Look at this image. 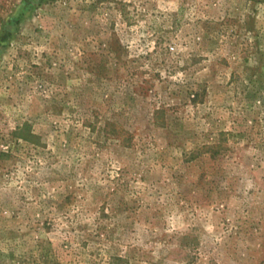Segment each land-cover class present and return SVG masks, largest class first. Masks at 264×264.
Wrapping results in <instances>:
<instances>
[{"label":"rangeland","instance_id":"obj_1","mask_svg":"<svg viewBox=\"0 0 264 264\" xmlns=\"http://www.w3.org/2000/svg\"><path fill=\"white\" fill-rule=\"evenodd\" d=\"M0 264H264V0H0Z\"/></svg>","mask_w":264,"mask_h":264},{"label":"trees","instance_id":"obj_2","mask_svg":"<svg viewBox=\"0 0 264 264\" xmlns=\"http://www.w3.org/2000/svg\"><path fill=\"white\" fill-rule=\"evenodd\" d=\"M2 39H4V38H2Z\"/></svg>","mask_w":264,"mask_h":264}]
</instances>
